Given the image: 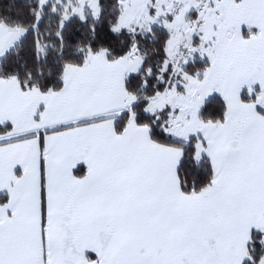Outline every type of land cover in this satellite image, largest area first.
Returning <instances> with one entry per match:
<instances>
[{"label": "snow or ice", "instance_id": "1", "mask_svg": "<svg viewBox=\"0 0 264 264\" xmlns=\"http://www.w3.org/2000/svg\"><path fill=\"white\" fill-rule=\"evenodd\" d=\"M0 264H264V0H0Z\"/></svg>", "mask_w": 264, "mask_h": 264}]
</instances>
